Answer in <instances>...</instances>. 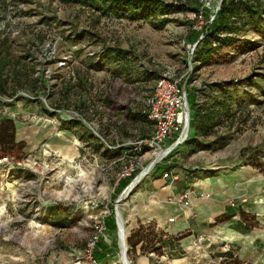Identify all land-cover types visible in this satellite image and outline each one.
<instances>
[{"label":"rangeland","instance_id":"obj_1","mask_svg":"<svg viewBox=\"0 0 264 264\" xmlns=\"http://www.w3.org/2000/svg\"><path fill=\"white\" fill-rule=\"evenodd\" d=\"M164 1L188 7L143 20L65 0L4 1L3 48L25 66V76L38 80L39 90L26 84L12 97L0 95V122L13 120L15 138L24 143L20 162L18 151L0 160V264H75L97 221L115 220L116 209L132 264H216L202 259L205 245L173 262L142 244L133 250L127 241L144 225L137 204L159 203L152 192L142 197L152 184L183 189L192 178L188 168L202 170L194 178L204 170L227 173L252 164V156L259 157L254 164L264 174V33L251 26L244 34L247 48L231 53L227 62L195 69L190 52L197 41L191 31L211 22L220 0H211L209 9L201 0ZM168 74L192 89L229 85L236 113L231 130L222 127L205 139L217 137L213 145L188 142L164 160L177 162L174 182L164 177L163 161L144 173L156 159L151 152L131 159L125 149L152 135L149 100L157 80ZM131 165L142 176L125 195L117 178ZM178 197L167 202L177 204ZM182 224L180 219L174 228ZM145 226L168 235L154 222ZM99 247L104 264H123L118 232L107 227ZM209 253L206 258H212Z\"/></svg>","mask_w":264,"mask_h":264},{"label":"trees","instance_id":"obj_2","mask_svg":"<svg viewBox=\"0 0 264 264\" xmlns=\"http://www.w3.org/2000/svg\"><path fill=\"white\" fill-rule=\"evenodd\" d=\"M4 1L5 0H0V9L4 4ZM65 1L94 5L97 9L102 11L103 14L111 13V15L115 17L130 16L143 20H148L151 17L156 16L157 12L160 17L169 15L171 12H185L187 9L186 7H188V4L176 2L169 3L164 0ZM191 9L195 12L198 11V9ZM160 23L163 24V21ZM251 26H253L254 31L257 33H264V0H224L220 9L215 14L213 21L210 23L207 22L200 31H191L193 40L197 41L195 44L196 47L191 55L194 68L197 69V65L199 64L207 65L211 63L227 62L229 57H231V53L247 48L250 43L245 40L246 38L244 34ZM20 63L21 62L18 59H13L11 54L4 50L3 43L0 40L1 96L9 95L12 97L16 92V89L23 88L26 84L31 87L34 86L39 90L38 80L25 76V66ZM42 84L43 81H41V85ZM228 86H225L224 89V85L220 83L206 85L205 88L201 89H192L186 85L187 98L191 112L190 131L192 130L194 135L192 136L190 132L187 140L171 152L165 161L170 159L178 148L188 142L193 141L197 145L211 146L219 139L216 137L214 141L207 142V140H205L206 138L213 135L215 136L218 130L222 127H226L229 130L233 128L236 121V113L233 112L232 109L233 103L228 92ZM8 90L11 91V94ZM146 115L148 116V110ZM15 129V123L13 120L8 119L0 122V160L10 158L11 153L14 151L19 152L17 156L19 159L18 162L23 158V154L21 153L24 148V143L18 142L15 138ZM142 138L145 139L144 136H142ZM125 149L130 151L129 157L131 159L140 158L148 152L147 150L138 152L135 147H127ZM258 158L259 157L257 156H252V164H249L248 166L257 168L254 164L256 163L254 159ZM162 165L164 166L163 170H165L163 174L168 173L172 176L176 175V161L172 160L170 163L164 162ZM157 167L159 166H156L155 169H157ZM186 171L192 178L186 181L182 192L193 188L192 184L195 179L193 174L194 172L202 170L188 168ZM203 172L206 173L203 176L213 175L208 170H204ZM138 175L139 172L135 170L130 177L123 179L118 183V189L125 190ZM169 179L172 180L171 178ZM174 181L175 180H173V182ZM242 215L245 219V227L248 230L254 228L255 224L249 219V216H246L244 213H242ZM230 218V215H223L219 217L216 222L222 223L230 220ZM107 222L106 225L108 228L118 232L114 216L108 218ZM188 236L189 233H185L181 236H164L161 232H157L154 227L142 225L128 238L127 242L133 250H135L139 244H142V249L145 250L149 247V250L155 252L159 257L166 256L168 261H172L184 257L185 253L180 247V241ZM102 241L103 239L101 242ZM116 247H118V245H116ZM99 251L100 247L99 250L96 251V258L101 264H104L102 259L98 257ZM108 254L105 255L108 257Z\"/></svg>","mask_w":264,"mask_h":264},{"label":"crops","instance_id":"obj_3","mask_svg":"<svg viewBox=\"0 0 264 264\" xmlns=\"http://www.w3.org/2000/svg\"><path fill=\"white\" fill-rule=\"evenodd\" d=\"M192 186L196 194L192 210L196 219L193 221L189 218V212L177 204L167 202V198L179 196L182 187L166 186L162 182L152 184L149 188L151 191L145 190L142 195L146 197L152 192L159 198V203L153 206L143 201L136 207V213L144 225L154 222L169 236L189 233L187 238L180 241L184 257L172 261L180 262L189 258L190 251L201 244L206 247L202 258L205 261H215L216 264H264L262 171L252 166H243L227 173L196 177ZM205 195L209 197H202ZM231 202H235L236 206L232 207ZM242 213L254 222V228L248 230L245 227ZM223 215H230V220L217 223V219ZM170 218L176 221L169 224ZM180 219L182 226L174 228ZM201 240L205 241L204 244ZM208 251H211L214 259L211 256L205 257L210 254Z\"/></svg>","mask_w":264,"mask_h":264},{"label":"built area","instance_id":"obj_4","mask_svg":"<svg viewBox=\"0 0 264 264\" xmlns=\"http://www.w3.org/2000/svg\"><path fill=\"white\" fill-rule=\"evenodd\" d=\"M203 9L211 7V0H201ZM217 10L214 11L211 21H213ZM195 46L191 49L193 54ZM182 79L176 80L168 74L159 79L148 104V117L154 124V131L151 137L141 139L135 148L138 152L147 150L151 155L156 156L157 163L164 161L171 152L182 145L190 134L191 112L187 98L186 85L182 84ZM168 145V146H167ZM167 146V148H165ZM165 148V149H164ZM167 152L166 154H164ZM7 158L3 159L6 160ZM134 166L118 175L117 183L130 177L134 173ZM165 178L177 180V176L164 174ZM125 191V190H124ZM196 194L193 188L183 191L179 197V206L193 215V200ZM208 198V195L202 196ZM230 205L235 207L236 204L231 202ZM175 218H170L169 222L174 223ZM107 225L105 220L97 221L94 226L91 237L89 238L82 256L75 258V264H101L96 258V251L99 250V244L103 239ZM122 250V248H120ZM110 254H108V257ZM122 262V257H121Z\"/></svg>","mask_w":264,"mask_h":264},{"label":"water","instance_id":"obj_5","mask_svg":"<svg viewBox=\"0 0 264 264\" xmlns=\"http://www.w3.org/2000/svg\"><path fill=\"white\" fill-rule=\"evenodd\" d=\"M223 2H224V0H220L219 6L217 8V11L220 9V7L223 4ZM156 164H157V160H154L153 163H152V167L155 166ZM141 176H142V173H140L134 180H137L138 178H141ZM131 184L125 189V191L131 186ZM115 219H116V225H117V230H118L119 248H122V246H121V235L120 234H121L122 227L124 226V220H123L122 215H121V213H120V211L118 209L115 210ZM124 247H125V251H124V253L122 252L123 259H124V261L127 264H130V261L128 260V255H127L128 254V248H127V245H126V241H124Z\"/></svg>","mask_w":264,"mask_h":264},{"label":"bare ground","instance_id":"obj_6","mask_svg":"<svg viewBox=\"0 0 264 264\" xmlns=\"http://www.w3.org/2000/svg\"><path fill=\"white\" fill-rule=\"evenodd\" d=\"M167 152H165L164 154H166ZM152 168V164H150L148 167H147V170L144 172V173H147L148 171H150V169ZM140 179L138 178L137 180H134V182L131 184V186L125 191V195H128L130 193V191L135 187V185L137 184V182L139 181ZM124 196V195H123ZM125 225V224H124ZM121 246H122V252L124 253L125 251V247H124V241H126V232H125V226L122 227V230H121ZM127 245V244H126ZM129 260V259H128ZM122 263L123 264H127L124 259H123V254H122ZM130 264H132L130 262Z\"/></svg>","mask_w":264,"mask_h":264}]
</instances>
